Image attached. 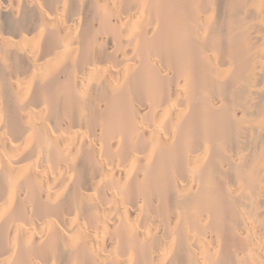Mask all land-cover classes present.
<instances>
[{
    "label": "bare ground",
    "instance_id": "obj_1",
    "mask_svg": "<svg viewBox=\"0 0 264 264\" xmlns=\"http://www.w3.org/2000/svg\"><path fill=\"white\" fill-rule=\"evenodd\" d=\"M0 264H264V0H0Z\"/></svg>",
    "mask_w": 264,
    "mask_h": 264
}]
</instances>
